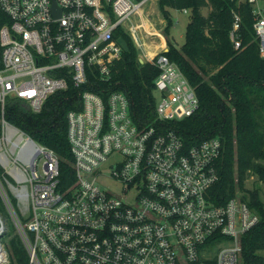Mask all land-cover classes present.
Here are the masks:
<instances>
[{"label":"built area","instance_id":"built-area-1","mask_svg":"<svg viewBox=\"0 0 264 264\" xmlns=\"http://www.w3.org/2000/svg\"><path fill=\"white\" fill-rule=\"evenodd\" d=\"M148 1L0 0L9 21L0 27V201L27 264H240L241 237L258 216L238 197L210 200L221 142L186 147L167 126L191 116L198 99L172 62L154 61L159 53L147 60L159 71L155 124L137 125L123 93L81 92V109L66 116L74 178L66 187L57 155L5 118L7 102L38 113L50 95L86 84L93 69L107 80L121 57L117 28L138 48L140 29L160 39L142 19ZM237 1L251 6L264 57V0ZM135 16L141 22L129 25ZM239 24L234 13L235 49ZM99 177L121 184L120 195ZM6 233L0 213V264H10Z\"/></svg>","mask_w":264,"mask_h":264},{"label":"trees","instance_id":"trees-1","mask_svg":"<svg viewBox=\"0 0 264 264\" xmlns=\"http://www.w3.org/2000/svg\"><path fill=\"white\" fill-rule=\"evenodd\" d=\"M157 6L167 26L172 22L168 9L188 10L189 22L180 47L166 38L167 50L159 53L184 75L198 99L195 112L181 121L169 122L186 147L210 138L221 142L215 162L218 179L209 191L214 204L238 197L258 216V223L240 240V264H264V57L258 51L252 29L251 6L237 0H158ZM207 10L206 15L201 10ZM240 16L235 49L229 39L233 14ZM0 13V27L8 23ZM121 46V57L110 67L109 78H100L97 69L87 72V83L48 97L38 113H32L9 101L5 118L38 144L52 150L59 159L63 187L74 180L72 156L67 140L70 111L81 109L80 94L90 91L105 98L123 93L129 101L133 121L139 126L155 124L157 102L154 80L159 71L149 62L139 64L131 37L122 29L114 31ZM0 213L6 214L0 201ZM6 235V234H5ZM2 241L10 264H27L26 252L16 235Z\"/></svg>","mask_w":264,"mask_h":264},{"label":"rangeland","instance_id":"rangeland-1","mask_svg":"<svg viewBox=\"0 0 264 264\" xmlns=\"http://www.w3.org/2000/svg\"><path fill=\"white\" fill-rule=\"evenodd\" d=\"M141 10L142 19L145 23H147V30H149L150 32L154 30L157 31L176 47H180L184 43L186 26L190 18V12L188 10L185 11L168 9L172 25L167 35L163 33V30L166 28L167 23L163 19L155 0H150L145 3L142 6ZM201 13L203 15H206L207 10L202 9ZM139 22H141L139 17L135 16L131 18V20L129 21V25H136ZM140 31L141 32H139L137 36V41L140 44L141 48H138L136 42L132 38L131 39L137 51L138 63L144 64L145 62H147V60H150L155 55V53L160 50V48L157 45L159 41L158 39H156L155 34L154 36H149L145 34L143 29H140ZM39 170L41 171V167L39 168ZM98 182L104 188L112 191L117 195H120L122 186L115 180L108 177H99ZM260 188L262 190V195H264V186H260ZM262 199H264V196H262ZM3 217L5 219L7 227L5 238L8 239L15 235V228L7 214H4Z\"/></svg>","mask_w":264,"mask_h":264},{"label":"crops","instance_id":"crops-1","mask_svg":"<svg viewBox=\"0 0 264 264\" xmlns=\"http://www.w3.org/2000/svg\"><path fill=\"white\" fill-rule=\"evenodd\" d=\"M160 39H158L159 42L157 44L160 50H158V52H156L155 54L165 52L167 50V44H166L165 38L161 35Z\"/></svg>","mask_w":264,"mask_h":264}]
</instances>
